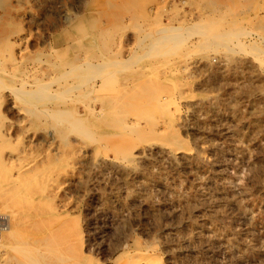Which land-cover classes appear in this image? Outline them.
Segmentation results:
<instances>
[{
    "label": "rangeland",
    "instance_id": "rangeland-1",
    "mask_svg": "<svg viewBox=\"0 0 264 264\" xmlns=\"http://www.w3.org/2000/svg\"><path fill=\"white\" fill-rule=\"evenodd\" d=\"M0 67V264H264V0H0Z\"/></svg>",
    "mask_w": 264,
    "mask_h": 264
},
{
    "label": "bare ground",
    "instance_id": "bare-ground-1",
    "mask_svg": "<svg viewBox=\"0 0 264 264\" xmlns=\"http://www.w3.org/2000/svg\"><path fill=\"white\" fill-rule=\"evenodd\" d=\"M6 46V45H5ZM6 49V48H5ZM5 49H4V51H5ZM2 51V50H1ZM4 53V52H3ZM2 58H4V57H2ZM1 68V67H0ZM2 70H3V68H2ZM23 82H24V80H22ZM22 82V83H23ZM98 82V81H97ZM26 89V88H25ZM21 91H23V90H21ZM27 91H29V90H27ZM35 92V91H34ZM33 92V93H34ZM37 92V91H36ZM35 92V93H36ZM33 93H31L32 95H33ZM22 94H24L23 92H22ZM37 94V93H36ZM28 104V103H27ZM42 112V111H41ZM73 115V114H72ZM98 115V114H97ZM17 212H18V210H16ZM10 214H14V216H15V214L16 213H10ZM9 214V215H10ZM6 215V214H5ZM13 216V217H14ZM7 217V216H6ZM3 218H5V217H3ZM9 216H8V221H9ZM6 219V218H5ZM4 219V221H2V233H5V234H7L8 235V237L10 238V241H8V240H6V239H4V238H1L0 239V252L1 251H3V250H5L7 247H9L10 245H11V238L13 237V235H14V229L12 228V226H10L9 224H8V221H6ZM13 226H15V225H13ZM16 227V226H15ZM16 229V228H15ZM7 251V250H6ZM37 251V250H36ZM36 261V260H35Z\"/></svg>",
    "mask_w": 264,
    "mask_h": 264
},
{
    "label": "built area",
    "instance_id": "built-area-1",
    "mask_svg": "<svg viewBox=\"0 0 264 264\" xmlns=\"http://www.w3.org/2000/svg\"><path fill=\"white\" fill-rule=\"evenodd\" d=\"M2 238V223H0V239Z\"/></svg>",
    "mask_w": 264,
    "mask_h": 264
}]
</instances>
